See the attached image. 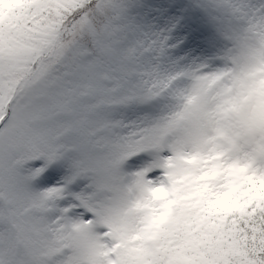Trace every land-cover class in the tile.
Segmentation results:
<instances>
[{
	"label": "snow or ice",
	"instance_id": "1",
	"mask_svg": "<svg viewBox=\"0 0 264 264\" xmlns=\"http://www.w3.org/2000/svg\"><path fill=\"white\" fill-rule=\"evenodd\" d=\"M0 264H264V0H0Z\"/></svg>",
	"mask_w": 264,
	"mask_h": 264
}]
</instances>
